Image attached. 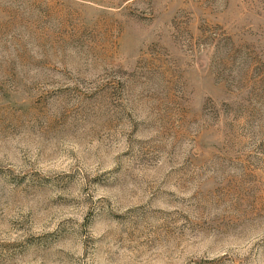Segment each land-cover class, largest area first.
Here are the masks:
<instances>
[{
  "label": "rangeland",
  "instance_id": "rangeland-1",
  "mask_svg": "<svg viewBox=\"0 0 264 264\" xmlns=\"http://www.w3.org/2000/svg\"><path fill=\"white\" fill-rule=\"evenodd\" d=\"M0 264H264V0H0Z\"/></svg>",
  "mask_w": 264,
  "mask_h": 264
}]
</instances>
